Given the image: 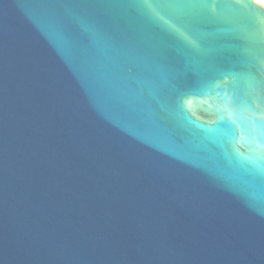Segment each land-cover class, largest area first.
<instances>
[{
	"label": "water",
	"instance_id": "obj_1",
	"mask_svg": "<svg viewBox=\"0 0 264 264\" xmlns=\"http://www.w3.org/2000/svg\"><path fill=\"white\" fill-rule=\"evenodd\" d=\"M0 264H264V4L0 0Z\"/></svg>",
	"mask_w": 264,
	"mask_h": 264
},
{
	"label": "bare ground",
	"instance_id": "obj_2",
	"mask_svg": "<svg viewBox=\"0 0 264 264\" xmlns=\"http://www.w3.org/2000/svg\"><path fill=\"white\" fill-rule=\"evenodd\" d=\"M256 1L264 4V0H256Z\"/></svg>",
	"mask_w": 264,
	"mask_h": 264
}]
</instances>
